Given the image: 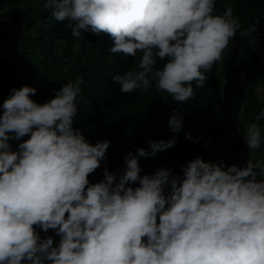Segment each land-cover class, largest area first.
Segmentation results:
<instances>
[{"label":"clouds","instance_id":"clouds-1","mask_svg":"<svg viewBox=\"0 0 264 264\" xmlns=\"http://www.w3.org/2000/svg\"><path fill=\"white\" fill-rule=\"evenodd\" d=\"M215 3L46 0L45 7L73 36L104 32L110 52L141 53L134 70L112 77L122 93L155 88L183 102L195 94L193 81L205 85L237 32L256 42L259 20L242 28L231 4L218 12ZM36 91L12 87L0 103V264H264V159L225 166L196 156L182 175L163 166L141 175L138 158L173 147V136L129 150L122 172L105 166L92 183L110 141L90 143L73 126L81 81H67L43 103L31 98ZM262 119L264 108L243 133L248 152L264 145ZM167 127L183 128L180 111ZM37 228L53 229L58 242Z\"/></svg>","mask_w":264,"mask_h":264},{"label":"trees","instance_id":"trees-1","mask_svg":"<svg viewBox=\"0 0 264 264\" xmlns=\"http://www.w3.org/2000/svg\"><path fill=\"white\" fill-rule=\"evenodd\" d=\"M45 3L46 0H0V39L6 40L8 46L7 52L0 55V88L31 85L37 89L31 98L43 103L67 81H81V100L73 126L79 127L90 143L110 141L107 162L101 161L89 174L90 182L103 178L105 166L115 173L122 172L123 157L129 150L134 154L138 147L150 150L148 140L173 136L176 137L173 147L153 157L138 158L141 175L151 174L161 166L171 167L175 174L182 175L181 166L196 156L205 161L223 160L225 166H241L250 158L223 92L239 106L247 126L264 108V92L259 98L256 89L260 84L264 91V0H216L218 12H223L228 4L233 6V14L239 17L242 28L259 20L254 34L256 42L253 46L237 32L230 40L239 45L235 59L213 65L205 73L208 80L203 87L197 88L193 81L195 94L183 102L174 101L170 94L155 88L142 95L122 93L112 77L134 70L141 53L132 57L110 52V36L104 32L81 30L80 36H73L68 21H57ZM23 57H26L24 65ZM163 62L158 59L157 67ZM11 64L17 70L10 85ZM222 78L234 92L224 90ZM8 94L9 91L1 92L0 103ZM174 109L183 117V128L177 133L167 127ZM257 123L264 127V119ZM185 131L191 133L192 139L186 138ZM27 138L25 135L21 139ZM11 143L15 148L19 141ZM261 151L264 154V145ZM37 231L42 237L51 235L54 244L59 240L53 229L46 233L39 228Z\"/></svg>","mask_w":264,"mask_h":264},{"label":"rangeland","instance_id":"rangeland-1","mask_svg":"<svg viewBox=\"0 0 264 264\" xmlns=\"http://www.w3.org/2000/svg\"><path fill=\"white\" fill-rule=\"evenodd\" d=\"M7 49H8V46H7L6 40L0 39V55H4L5 52H7ZM238 49H239V45H238L237 42H230L229 50H226L222 54L221 60L215 62L214 65H216V64H218L219 62H222V61L235 59V55L234 54H236V52H238ZM25 61H26V57H23L22 65L25 64ZM10 69H11L12 79L9 81V84L11 85V84H13V79L16 76L17 68L14 66V64H11ZM215 75H216L217 78H219L217 76V73H215ZM223 81H226V80L224 78H222V82H221L222 87L224 88V90L227 88L229 92H234L235 89H233L231 87H228L229 86L228 83L227 82H223ZM238 83L236 84L237 86H238ZM256 89H257V95L259 96V98L261 96H263V92L264 91H263L262 86L260 84L257 85ZM9 90H10V86L9 85H5L4 87L0 88V95H1V92H5V91L7 92ZM223 99H224L225 103L230 107L234 122H235V124L237 125L239 130H241V132L243 134L244 131L247 128V125H246V122H245V120H244V118L242 116V113H241V110H240L239 106L238 105H234L233 101H231V99H229L227 97V95H225L224 92H223ZM249 156L253 160L264 159V154L262 153L261 150H256V151H253V152H249Z\"/></svg>","mask_w":264,"mask_h":264}]
</instances>
